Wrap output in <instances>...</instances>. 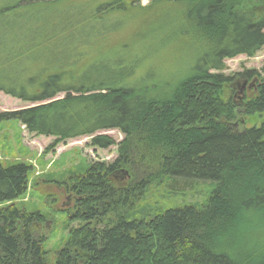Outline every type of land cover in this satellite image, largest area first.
<instances>
[{"label":"trees","instance_id":"1","mask_svg":"<svg viewBox=\"0 0 264 264\" xmlns=\"http://www.w3.org/2000/svg\"><path fill=\"white\" fill-rule=\"evenodd\" d=\"M63 1L0 0V92L32 105L0 113V125L53 138L50 148L89 137L91 148L116 147V158L55 183L70 202L60 213L78 225L52 261L47 217L15 204L32 167L0 163V264H264V75L223 74L225 60L264 47V0H167L186 6L180 34L198 50L184 78L157 86L150 37L103 53L119 24L105 18L132 0L58 10ZM245 82L251 96L239 93ZM256 115L258 126L237 129V117ZM111 130L119 143L101 134ZM196 183L213 185L202 203L147 204L152 189Z\"/></svg>","mask_w":264,"mask_h":264},{"label":"rangeland","instance_id":"2","mask_svg":"<svg viewBox=\"0 0 264 264\" xmlns=\"http://www.w3.org/2000/svg\"><path fill=\"white\" fill-rule=\"evenodd\" d=\"M114 0H65L56 5L58 10H66L77 5L85 4L95 8L102 3H110ZM153 0H132L121 2V6L108 14L105 23L111 25L119 22L115 32H110L104 39L103 53L106 51L118 53L116 47H126L132 44L135 38L148 39L147 46L152 52L148 56L149 68L155 72V85L162 80L174 84L178 79L185 77L187 69L192 64V54L198 50L191 38L186 34L181 35L182 30L187 31L188 25L177 20L178 13L186 10L167 0L160 2L152 9L145 10ZM178 6V7H177ZM130 7V8H129ZM103 40V41H104ZM114 48V49H113ZM113 49V50H111ZM102 54V53H101ZM223 74L231 76L244 71H254L263 76L264 47L254 57L237 56L224 61ZM137 76L142 73L138 71ZM141 79V78H140ZM241 80L240 82H242ZM249 84L239 90L240 94L251 96ZM247 89V90H246ZM245 90V91H244ZM243 91V92H242ZM32 106L29 103L11 98L0 92V113L21 110ZM261 117L252 118L237 117L236 127L250 128L258 126ZM111 137L115 143H119L123 136L116 130L101 132ZM53 138L38 137L28 134L23 127L14 121L0 125V163L25 162L32 167L29 177L28 191L20 201L15 204L33 212L38 211L47 217L44 224V235L47 237L45 249L50 261L54 258V252L58 250L65 240L69 228L77 227V223H66V218L60 211L68 209L70 202L68 196L59 190L55 183L66 181L71 174L81 173L89 164H111L116 158V147L99 150L90 147V138L81 137L67 140L54 145ZM213 189L210 183H196L188 192L175 193L171 189L163 191V188L151 190L147 194V204H157L158 207L171 208L177 205L190 203H202ZM105 220L92 222V227L102 229Z\"/></svg>","mask_w":264,"mask_h":264},{"label":"water","instance_id":"3","mask_svg":"<svg viewBox=\"0 0 264 264\" xmlns=\"http://www.w3.org/2000/svg\"><path fill=\"white\" fill-rule=\"evenodd\" d=\"M244 86H245V83H243V86L242 87H244ZM250 86H252V84H250L249 87ZM113 177L115 179H117L119 182H123V181H125V180H127L129 178V175H128L127 171L120 170V171L116 172L113 175Z\"/></svg>","mask_w":264,"mask_h":264}]
</instances>
